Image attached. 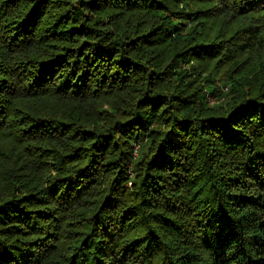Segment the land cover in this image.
Masks as SVG:
<instances>
[{
	"label": "trees",
	"instance_id": "trees-1",
	"mask_svg": "<svg viewBox=\"0 0 264 264\" xmlns=\"http://www.w3.org/2000/svg\"><path fill=\"white\" fill-rule=\"evenodd\" d=\"M0 264H264V0H0Z\"/></svg>",
	"mask_w": 264,
	"mask_h": 264
}]
</instances>
